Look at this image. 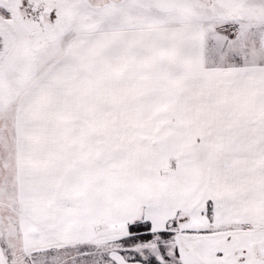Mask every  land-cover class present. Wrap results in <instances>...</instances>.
<instances>
[{
    "label": "snow or ice",
    "instance_id": "6c2138e0",
    "mask_svg": "<svg viewBox=\"0 0 264 264\" xmlns=\"http://www.w3.org/2000/svg\"><path fill=\"white\" fill-rule=\"evenodd\" d=\"M0 264H264V0H0Z\"/></svg>",
    "mask_w": 264,
    "mask_h": 264
}]
</instances>
